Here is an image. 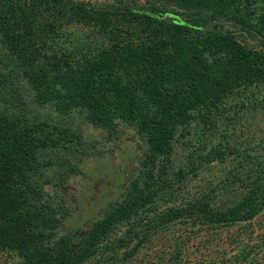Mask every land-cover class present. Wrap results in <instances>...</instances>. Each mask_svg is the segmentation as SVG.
I'll return each mask as SVG.
<instances>
[{
	"label": "trees",
	"instance_id": "1",
	"mask_svg": "<svg viewBox=\"0 0 264 264\" xmlns=\"http://www.w3.org/2000/svg\"><path fill=\"white\" fill-rule=\"evenodd\" d=\"M60 34L67 47L57 44ZM0 45L11 51L0 54V254L16 264H124L162 230L199 236L264 211V157L249 150L239 161L246 173L235 167L199 194L181 195L233 154L224 143L235 119L264 114V0H0ZM30 104L79 113L107 129L108 141L119 126L139 140L137 177L83 234L57 238L70 212L41 197L51 183L45 172L79 171L50 154L96 146L77 129L24 120ZM235 190L245 192L233 206L213 205ZM176 193L181 206L145 221ZM170 259L184 264L179 238Z\"/></svg>",
	"mask_w": 264,
	"mask_h": 264
},
{
	"label": "rangeland",
	"instance_id": "2",
	"mask_svg": "<svg viewBox=\"0 0 264 264\" xmlns=\"http://www.w3.org/2000/svg\"><path fill=\"white\" fill-rule=\"evenodd\" d=\"M75 1L101 4L106 0ZM129 1L136 4L145 2V0ZM70 29H64V33ZM74 29H76L75 25ZM56 40L58 45L67 43L66 37L62 35L61 37L56 35ZM252 43L258 48V41ZM70 45L74 47L72 44ZM64 46L67 47L66 44ZM10 52V49H4L0 45V54L3 58ZM4 53L6 54L3 56ZM31 98L30 96L28 100L31 101ZM22 113L26 121L40 122L47 119L55 125L70 127L74 131L77 129L82 133L84 144L94 143L96 146L95 151L88 150L90 153L87 155L78 156L76 152L65 150L50 154L54 161H57L58 158L69 157L72 165L79 166V171L69 173L68 177L61 176L63 171L59 167L45 172L51 179V183L44 186V195L41 197L42 201L50 204L52 208L70 212V215L63 219L61 228L56 235L57 238L67 232L73 233L77 229L80 230V234L87 232L91 223L95 219L101 218L112 202L123 199L131 181L137 177L140 163L134 159V155L139 140L132 130L119 126L118 132H116L119 138L108 141L109 132L107 129L87 122L82 119L79 113H72L70 117L63 116L52 106L40 107L30 104L29 109ZM243 114L239 123L235 119L225 132L227 141L225 140L224 146L233 150V154L229 155L225 162L214 164L204 176H201L202 180L200 177L189 183V186L181 193L182 196L199 194L208 180L211 179L217 183L225 173L230 176L235 167L236 174L246 173L250 169L249 167L244 168V166H248L247 162L241 168L239 161L248 154L247 150L252 155L258 152V154H262L261 157H264V114L259 117L249 113ZM225 127L223 124L221 132ZM35 179L39 180V175ZM244 192L235 190L229 196L221 195L213 205L216 208L233 206ZM182 196L176 193L171 202L160 201L155 204L151 212L143 213L145 221L157 217L162 211L181 206L180 204L184 200ZM57 215L61 219V214ZM183 231V228L179 226L162 230L151 237L149 243L141 246L132 260L126 261L124 264L171 263L172 259L170 258L174 255V247L178 238L184 243V264H256L262 262L264 258V211L251 221L221 227L215 232L202 231L199 236L189 237V234H185ZM76 239L79 241L83 237L80 235ZM0 264H16V260L1 253Z\"/></svg>",
	"mask_w": 264,
	"mask_h": 264
}]
</instances>
